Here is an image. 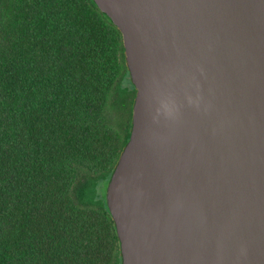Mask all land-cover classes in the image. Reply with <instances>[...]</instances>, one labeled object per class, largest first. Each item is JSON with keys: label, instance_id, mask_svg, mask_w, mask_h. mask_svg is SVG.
<instances>
[{"label": "water", "instance_id": "95a60500", "mask_svg": "<svg viewBox=\"0 0 264 264\" xmlns=\"http://www.w3.org/2000/svg\"><path fill=\"white\" fill-rule=\"evenodd\" d=\"M137 89L107 185L122 264H264V0H94Z\"/></svg>", "mask_w": 264, "mask_h": 264}, {"label": "trees", "instance_id": "16d2710c", "mask_svg": "<svg viewBox=\"0 0 264 264\" xmlns=\"http://www.w3.org/2000/svg\"><path fill=\"white\" fill-rule=\"evenodd\" d=\"M136 95L94 0H0V264H122L106 192Z\"/></svg>", "mask_w": 264, "mask_h": 264}]
</instances>
